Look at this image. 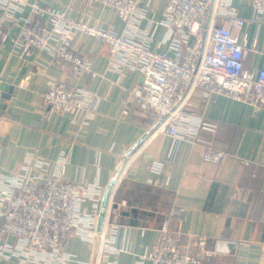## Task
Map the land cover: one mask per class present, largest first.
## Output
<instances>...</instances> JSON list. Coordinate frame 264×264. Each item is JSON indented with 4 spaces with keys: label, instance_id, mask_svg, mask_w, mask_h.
I'll use <instances>...</instances> for the list:
<instances>
[{
    "label": "crops",
    "instance_id": "obj_1",
    "mask_svg": "<svg viewBox=\"0 0 264 264\" xmlns=\"http://www.w3.org/2000/svg\"><path fill=\"white\" fill-rule=\"evenodd\" d=\"M36 1L117 32L125 27L100 0ZM164 5L165 0H153L148 15L158 21ZM231 5L248 19L237 34L244 42L243 66L255 74L264 68V15L261 21L252 19L248 0H231ZM18 31L19 24H9L0 42V93L8 95L0 97V174L19 173L27 157L55 165L65 155L64 179L96 182L102 189L100 206L106 203L100 228L117 224L115 244L123 247L106 255L116 264H136L157 243L161 220L172 209L181 210L173 220L184 234L206 237L210 253L199 254L202 264H264V109L225 94L205 96L197 88L186 107L191 121L185 126L196 132L177 141L171 157L173 139L155 127L152 115L138 112L133 101L123 111L125 94L141 74L129 67L107 69L105 42L75 33L73 47L92 59L98 75L71 76L46 49L20 54ZM164 33V25H158L153 48L167 49ZM24 77L28 81L21 87ZM61 80L96 94V112L87 125H78L81 112L52 111L43 102L49 83ZM199 120L214 127H200ZM207 145L224 152L219 163L203 159ZM153 162L161 163L159 171L152 169ZM62 250L74 255L67 264H96L100 256L97 244L74 233ZM0 264H15V259H0Z\"/></svg>",
    "mask_w": 264,
    "mask_h": 264
},
{
    "label": "built area",
    "instance_id": "obj_2",
    "mask_svg": "<svg viewBox=\"0 0 264 264\" xmlns=\"http://www.w3.org/2000/svg\"><path fill=\"white\" fill-rule=\"evenodd\" d=\"M100 1L125 22L122 31L88 18L70 17L65 9L46 7L36 0H0V42L9 24H19L20 54L32 48L46 49L69 75L95 77L98 72L92 59L73 47V36L78 32L101 39L108 46L107 69L129 67L141 74L125 94L123 111L133 101L138 112L152 115L155 127L173 139L171 157L175 143L196 132L185 126L191 121L186 107L197 88L205 96L225 94L264 109V68L253 74L243 66L244 42L237 31L248 19L237 15L231 0H165L158 21L148 15L153 0ZM248 1L252 19L261 21L264 0ZM25 8L29 13L24 14ZM160 24L165 27L162 42H167L166 50L151 46ZM27 81L24 77L19 86L25 87ZM42 99L52 111L81 112L79 126L87 125L96 112V94L67 80L51 81ZM197 125L214 127L203 120ZM223 156L212 145L202 154L211 163H219ZM65 163L63 154L55 165L42 157H27L19 173L0 174V259L13 257L15 264H67L74 255L62 248L74 233L89 245L97 244L96 264H116L106 255L123 249L115 244L118 225L111 224L107 231L97 228L100 185L64 179ZM152 169L159 171L161 163L153 162ZM180 211L172 209L164 215L157 243L136 264H202L199 254L210 253L205 248L207 239L182 232L173 220Z\"/></svg>",
    "mask_w": 264,
    "mask_h": 264
},
{
    "label": "water",
    "instance_id": "obj_3",
    "mask_svg": "<svg viewBox=\"0 0 264 264\" xmlns=\"http://www.w3.org/2000/svg\"><path fill=\"white\" fill-rule=\"evenodd\" d=\"M8 90L11 91V87H8ZM0 97H2V98L8 97V95H6V93H0ZM2 106H4V105L0 102V108ZM105 203H106V200L102 201L101 206H100V211L98 214V221H97V228H100V221L103 218Z\"/></svg>",
    "mask_w": 264,
    "mask_h": 264
}]
</instances>
